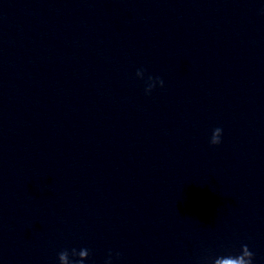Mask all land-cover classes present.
Wrapping results in <instances>:
<instances>
[{"label":"water","instance_id":"1","mask_svg":"<svg viewBox=\"0 0 264 264\" xmlns=\"http://www.w3.org/2000/svg\"><path fill=\"white\" fill-rule=\"evenodd\" d=\"M242 245L264 264V0H0V264Z\"/></svg>","mask_w":264,"mask_h":264},{"label":"clouds","instance_id":"2","mask_svg":"<svg viewBox=\"0 0 264 264\" xmlns=\"http://www.w3.org/2000/svg\"><path fill=\"white\" fill-rule=\"evenodd\" d=\"M136 77L142 79L144 77V70H137ZM156 86L163 87V81L159 77L153 79V77L149 76L144 89L145 94H150L152 89ZM221 132L222 129L220 128L213 130L209 141L211 145H218L220 143ZM70 255L75 259H70ZM88 255L89 252L87 249H81L79 252H77L76 249H72L71 253H69L68 250H64L58 254V260L59 264H83V261L88 257ZM252 255L253 254L249 251L247 245H242L240 255L235 257H218L215 259L214 264H252ZM105 264H111V253H109V259L105 260Z\"/></svg>","mask_w":264,"mask_h":264}]
</instances>
